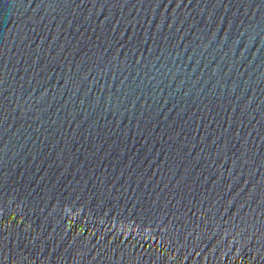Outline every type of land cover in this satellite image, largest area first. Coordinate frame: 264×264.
I'll return each instance as SVG.
<instances>
[{
	"label": "water",
	"instance_id": "1",
	"mask_svg": "<svg viewBox=\"0 0 264 264\" xmlns=\"http://www.w3.org/2000/svg\"><path fill=\"white\" fill-rule=\"evenodd\" d=\"M0 264H264V0H0Z\"/></svg>",
	"mask_w": 264,
	"mask_h": 264
}]
</instances>
